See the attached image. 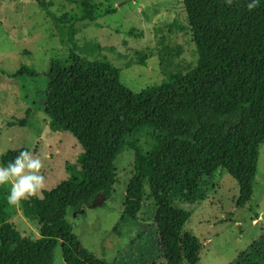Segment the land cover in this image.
<instances>
[{
    "label": "trees",
    "instance_id": "16d2710c",
    "mask_svg": "<svg viewBox=\"0 0 264 264\" xmlns=\"http://www.w3.org/2000/svg\"><path fill=\"white\" fill-rule=\"evenodd\" d=\"M35 1L46 7L43 0ZM247 2L233 0L229 6L224 0H182L189 26L174 22L169 33L191 35L196 67L167 73V49L160 57L165 79L139 94L119 81L107 54L99 51L93 59H84L74 40L65 59L51 60L44 111L51 131L67 132L81 146L79 170L56 189L21 201L23 216L39 225L37 238L22 236L9 221L7 188L0 186V264H53L58 245L64 264H107L81 246L66 216L96 206L100 195L110 198L113 163L124 139L146 127L161 136L147 155L134 158L114 231L136 220L147 184L164 261L198 264L201 246L184 231L187 213L171 205L174 188L183 178V194H196L191 175L210 177L224 170L239 187L237 207L242 208L252 197L258 150L264 144V3L249 11ZM78 6L79 22L94 23L113 13H101L93 0H79ZM59 31L64 40L68 29ZM127 37L141 39L143 32L132 29ZM144 60L139 57V64ZM19 151H7L0 162L6 164ZM263 249L256 244L234 264H264Z\"/></svg>",
    "mask_w": 264,
    "mask_h": 264
},
{
    "label": "rangeland",
    "instance_id": "374dc122",
    "mask_svg": "<svg viewBox=\"0 0 264 264\" xmlns=\"http://www.w3.org/2000/svg\"><path fill=\"white\" fill-rule=\"evenodd\" d=\"M43 1L44 8L35 0H0V153L27 150L38 156L45 178L42 193L56 189L79 170L83 153L72 135L51 131L44 111L49 64L67 57L70 40L84 59H93L99 51L107 54L119 81L134 94L165 79L160 57L167 49V73L193 70L198 59L189 33L187 37L169 33L174 22L189 26L182 0H93L101 13L113 12L94 23L78 21L79 0ZM60 28L70 29L72 36L66 31L62 40ZM132 29L142 31L143 37H127ZM177 48L179 55L175 56ZM139 57L145 58L144 64H139ZM160 136L147 127L127 136L113 163L115 182L110 198L102 206H98V197L96 206L67 213L71 233L81 246L107 264H168L159 247L147 184L136 220L123 222L114 231L123 212L134 158L147 155ZM189 178L196 180V194H183L186 184L181 178L171 205L188 215L184 231L200 243L198 264H234L256 244L264 247V144L258 150L252 197L242 208L237 207L239 187L226 171L210 177L196 172ZM9 221L22 236L39 237L38 223L23 216L21 202L11 205ZM53 264H64L60 245Z\"/></svg>",
    "mask_w": 264,
    "mask_h": 264
},
{
    "label": "clouds",
    "instance_id": "9594fccd",
    "mask_svg": "<svg viewBox=\"0 0 264 264\" xmlns=\"http://www.w3.org/2000/svg\"><path fill=\"white\" fill-rule=\"evenodd\" d=\"M224 2L230 6L233 0ZM260 3H264V0H248L246 7L251 11ZM42 168V160L27 150L19 151L6 164L0 163V186L7 188V202L10 205H16L38 193L42 194L45 181Z\"/></svg>",
    "mask_w": 264,
    "mask_h": 264
},
{
    "label": "water",
    "instance_id": "95a60500",
    "mask_svg": "<svg viewBox=\"0 0 264 264\" xmlns=\"http://www.w3.org/2000/svg\"><path fill=\"white\" fill-rule=\"evenodd\" d=\"M99 199H100V201L98 203V206H102L103 205V202L105 201V197L103 195H100L99 196Z\"/></svg>",
    "mask_w": 264,
    "mask_h": 264
}]
</instances>
